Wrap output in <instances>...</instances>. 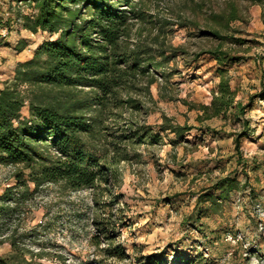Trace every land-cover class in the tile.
Wrapping results in <instances>:
<instances>
[{"label": "rangeland", "instance_id": "obj_1", "mask_svg": "<svg viewBox=\"0 0 264 264\" xmlns=\"http://www.w3.org/2000/svg\"><path fill=\"white\" fill-rule=\"evenodd\" d=\"M12 1L0 0V16L4 23L9 20L6 27H0V89L3 81L11 80L16 63L31 57L34 47L47 38L22 31L16 12L29 14V9L20 3L16 7ZM142 1L147 16L156 18V23L150 34L137 38L163 52L171 76L167 83L155 76L157 83L150 88L149 98L132 95L148 112L132 120L155 130L166 120L173 126L208 127L220 134L212 139L192 131L172 146L174 135L166 132L160 134V144L135 147V153L127 147L137 161L121 163V181L107 186L108 192L42 187L19 214L1 226L0 257L16 254L32 264H145L136 258L156 256L164 264L184 260L219 264L229 254L225 264H264V101L257 100L246 112L252 134L240 149L243 160H253L258 166L247 172L249 184L255 186V199L250 198L249 188L239 191L224 204L220 217L207 221V228L194 230L187 222L204 189L235 169L238 182L244 181L233 158V134L241 126L230 119L199 121L198 107L209 105L218 83L216 63L206 52L221 47L246 59L264 55V0ZM231 6L237 9L239 21L218 30L223 37L249 44L235 47L207 33L208 28H215V16L227 15ZM18 40L29 44L20 54L4 45ZM227 78L236 93L234 101L247 106L251 96L264 92V61L232 65ZM128 118L124 112L119 121L125 126ZM13 174V168L0 166V195L13 186ZM225 233L233 245L224 241ZM10 234L18 252L5 239ZM107 239L123 248L126 260L104 258Z\"/></svg>", "mask_w": 264, "mask_h": 264}, {"label": "trees", "instance_id": "obj_2", "mask_svg": "<svg viewBox=\"0 0 264 264\" xmlns=\"http://www.w3.org/2000/svg\"><path fill=\"white\" fill-rule=\"evenodd\" d=\"M12 3L29 9V14L16 12L22 31L31 35L41 33L47 38L34 47L31 57L16 63L10 81L1 83L0 166L14 169V184L0 195V228L46 185L61 186L70 192H108L107 186L121 181V163L137 161V155H130L127 147L135 153V147L160 144V134L166 132L174 135L172 146L192 131L212 139L220 134L208 127L173 126L166 120L155 130L137 126L132 120L140 112L148 113L132 95L149 98L150 88L157 83L155 76H160L164 83L171 76L167 72L169 60L161 56L163 52L137 38L145 32L150 34L156 23V18L147 16L142 0H13ZM239 19L237 9L231 6L227 15L215 16V28H208L207 33L235 47L249 44L223 37L218 30ZM7 23L9 20L4 23L0 16V27H6ZM4 43L16 54L29 46L26 40ZM205 54L216 63L218 83L209 105L198 107L201 113L198 119H230L232 124L241 126V131L233 134V158L244 181L238 182L235 169L204 189L197 197L194 212L187 218L194 230L197 226L207 228L208 220L220 217L224 204L235 193L249 188L250 198L255 199V186L249 184L247 172L258 166L253 160H243L240 149L242 141L252 134L250 122L244 116L254 102L264 101L263 92L251 96L247 106L236 103V93L227 78L230 66L241 62L259 64L264 55L246 59L221 47ZM124 112L129 117L125 126L119 121ZM260 182L257 181L258 185ZM5 239L18 252L13 236ZM102 253L106 260L117 262L128 257L121 246L113 245L109 239ZM136 259L145 264H164L156 256ZM0 264L32 262L12 254L0 257Z\"/></svg>", "mask_w": 264, "mask_h": 264}, {"label": "built area", "instance_id": "obj_3", "mask_svg": "<svg viewBox=\"0 0 264 264\" xmlns=\"http://www.w3.org/2000/svg\"><path fill=\"white\" fill-rule=\"evenodd\" d=\"M223 239H224L225 242L231 243V245L234 244V240L231 238L229 233H225L223 235ZM229 256L230 255L228 254L227 256L223 257L222 260H220L219 264H225V262L229 260Z\"/></svg>", "mask_w": 264, "mask_h": 264}]
</instances>
